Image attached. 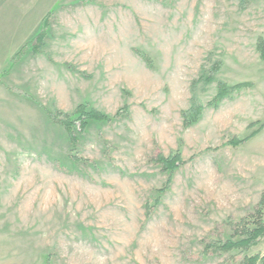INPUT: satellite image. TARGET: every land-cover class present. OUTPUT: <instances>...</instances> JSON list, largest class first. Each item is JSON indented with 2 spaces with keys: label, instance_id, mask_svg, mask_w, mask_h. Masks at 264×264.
I'll list each match as a JSON object with an SVG mask.
<instances>
[{
  "label": "rangeland",
  "instance_id": "1",
  "mask_svg": "<svg viewBox=\"0 0 264 264\" xmlns=\"http://www.w3.org/2000/svg\"><path fill=\"white\" fill-rule=\"evenodd\" d=\"M27 1L0 0V194L16 202L19 231L31 216L33 241L1 264H243L245 255L264 256V237L243 252L205 250L238 239L234 224L264 189L256 47L264 0H153L148 19L124 20V32L94 39L56 28L49 12L37 53L22 47L46 14ZM218 82L246 85L216 103ZM192 97L203 110L185 126ZM84 101L109 116L125 112L90 122L71 150L43 108L71 113ZM176 150L184 163L163 189L167 172L154 158Z\"/></svg>",
  "mask_w": 264,
  "mask_h": 264
},
{
  "label": "trees",
  "instance_id": "2",
  "mask_svg": "<svg viewBox=\"0 0 264 264\" xmlns=\"http://www.w3.org/2000/svg\"><path fill=\"white\" fill-rule=\"evenodd\" d=\"M244 1V0H242ZM49 14H46L40 22V30L39 32L30 39L23 47H31L34 53L39 52L40 47L44 44L45 38V30L49 23ZM256 47L260 53L261 59L264 60V39L259 38L257 40ZM135 52L144 59L148 64L150 63L149 57L140 50H135ZM246 83H239L232 86H228L223 82L217 83V91L214 96V102L220 101L222 98L227 96L230 92L238 87L245 86ZM48 117L59 124L66 132L68 142L71 150H75L76 145L79 140V136L85 131L86 127L90 122H109L115 117H119L124 115L125 108L118 110L114 115L109 116L91 106L87 101L81 102L77 104L74 110L71 113L63 112L60 110H49L47 108H43ZM203 110V106L197 102V100L192 97L191 103L189 107L181 112L183 125L189 126L193 122H195L201 112ZM255 132H252L248 136L244 138L232 137L229 140V144L233 146L240 145L250 137H252ZM74 160H80L79 157L74 155ZM155 162L161 165V169L164 172H167L166 178V186L171 182L173 172L184 163V161L180 157V151L176 150L168 156H163L162 154H157L154 158ZM157 201V199L155 200ZM233 234L238 235V239L232 240L227 239L225 241H219L217 243H213L212 245L206 244L205 250H211L213 253H222V252H230L233 250L238 251H247L252 246H255L258 241L264 237V189L261 194V198L257 204V207L253 211L252 214L248 215L245 218L237 221L233 226ZM243 264H256L257 262H261L264 264V256H259L258 254L247 256L245 255L242 258Z\"/></svg>",
  "mask_w": 264,
  "mask_h": 264
},
{
  "label": "crops",
  "instance_id": "3",
  "mask_svg": "<svg viewBox=\"0 0 264 264\" xmlns=\"http://www.w3.org/2000/svg\"><path fill=\"white\" fill-rule=\"evenodd\" d=\"M151 1L153 0H28L27 4L29 2L33 11L40 10L39 14L51 12L56 28L62 27L66 33L73 32L84 38L94 39L102 36H98L97 32H124V20L148 19L144 15L152 11L155 3ZM139 14L144 17H140ZM64 32H59L58 36L64 37ZM1 196L2 194H0V264L3 255L9 254L11 250L25 255L31 240L33 241L31 216L28 225L25 216V230L19 231L15 210L12 212L10 210L16 202L2 199ZM6 231H13L14 235L6 234Z\"/></svg>",
  "mask_w": 264,
  "mask_h": 264
}]
</instances>
